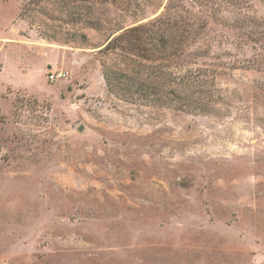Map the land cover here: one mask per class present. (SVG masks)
<instances>
[{"label": "rangeland", "instance_id": "1", "mask_svg": "<svg viewBox=\"0 0 264 264\" xmlns=\"http://www.w3.org/2000/svg\"><path fill=\"white\" fill-rule=\"evenodd\" d=\"M104 1L0 0V264H264V0ZM156 19L195 30L163 107L103 51Z\"/></svg>", "mask_w": 264, "mask_h": 264}, {"label": "trees", "instance_id": "2", "mask_svg": "<svg viewBox=\"0 0 264 264\" xmlns=\"http://www.w3.org/2000/svg\"><path fill=\"white\" fill-rule=\"evenodd\" d=\"M49 1L56 4L59 9H64L67 16L72 17V22L82 21L90 27L101 26L98 21H93L92 18L94 13L100 11V7L103 8L104 0ZM95 5H97V7ZM172 24L174 25L175 22ZM167 25L171 24L164 19H156L147 26L132 27L125 30H123V28H118V31H123H121L119 35L109 39L103 48L105 53H112L113 51L118 50L123 56H134L137 59L152 64L150 65L152 66V71H147L146 65H144V68L140 63H135L134 61L135 64L140 66L137 70L132 71L131 76L127 81H124L122 88H124V92H129L132 89L134 94L138 93L139 97L150 102H155L153 104L157 103L161 107L169 103V101L167 102L165 100L167 92L166 85L169 82H173L171 75L163 70L167 66L164 67L162 63L165 60L170 62H173V60H179V58L184 55L182 46L187 42L189 39L188 37L194 36L193 34L195 33V30L194 32L191 30V24L186 22L175 28H172L173 26L167 27ZM192 71L193 70H190L189 72L192 73ZM194 73L199 74V69H194ZM103 75L107 86L112 89L115 86V83L110 81L108 75ZM115 80L118 83H123L122 81L124 79L121 76L119 79L116 78ZM190 82L194 83L198 88L201 84H204L202 81ZM118 87H120V85L116 86L114 89ZM174 92V89L169 91V96L174 98ZM181 99L182 97H178V101H183ZM184 99L187 101L185 96ZM179 104L180 105H178L176 109L180 108L183 103Z\"/></svg>", "mask_w": 264, "mask_h": 264}, {"label": "built area", "instance_id": "3", "mask_svg": "<svg viewBox=\"0 0 264 264\" xmlns=\"http://www.w3.org/2000/svg\"><path fill=\"white\" fill-rule=\"evenodd\" d=\"M48 77H49L50 80H57V79H60V78L64 77V74L62 72L51 73Z\"/></svg>", "mask_w": 264, "mask_h": 264}]
</instances>
